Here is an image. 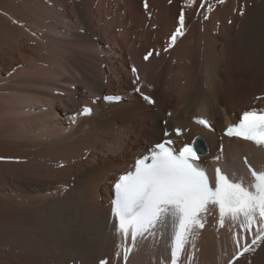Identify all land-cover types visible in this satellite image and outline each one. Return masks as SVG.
Masks as SVG:
<instances>
[{
    "label": "bare ground",
    "instance_id": "bare-ground-1",
    "mask_svg": "<svg viewBox=\"0 0 264 264\" xmlns=\"http://www.w3.org/2000/svg\"><path fill=\"white\" fill-rule=\"evenodd\" d=\"M33 1L36 17L64 2ZM70 2L74 42L50 35L41 52L0 75V264H171L174 216L135 241L125 237L112 210L113 182L175 126L180 145L204 140L209 160L233 163L247 181L243 157L264 167V145L220 135L242 111L264 109V0H203V8L202 0ZM9 3L0 0V71L21 31L38 33ZM181 11L183 35L168 48ZM108 45L118 59L110 68L96 54ZM109 94L123 97L104 101ZM84 105L92 106L88 115L80 114ZM198 113L211 118L213 131L191 123ZM209 160L199 165L209 169ZM199 219L203 228L190 229L177 264H264V240L237 255L256 225L245 231L230 217L221 224L212 205Z\"/></svg>",
    "mask_w": 264,
    "mask_h": 264
},
{
    "label": "snow or ice",
    "instance_id": "snow-or-ice-1",
    "mask_svg": "<svg viewBox=\"0 0 264 264\" xmlns=\"http://www.w3.org/2000/svg\"><path fill=\"white\" fill-rule=\"evenodd\" d=\"M187 2L191 5L195 0ZM218 2L222 3L223 0ZM201 7H204L203 0ZM211 10L209 5L208 11ZM183 27L184 13L181 11L178 26L170 36L171 43L168 48L173 46L177 36L183 35ZM151 55L149 52L144 57L145 60ZM135 71L133 68V72ZM143 99L149 104L154 103L151 97L143 96ZM88 112L90 109L86 107L84 114ZM198 123L208 125V121L204 119H199ZM176 134L179 136L181 130L176 129ZM224 134L264 145V109L244 111L239 122L230 124ZM167 135L165 132V136ZM199 160L200 154L195 140L185 142L177 148L170 139L154 146L151 163H146L143 159L137 160L135 171L121 175L114 184L113 212L119 221L118 231L125 237L130 234L135 241L138 236L154 229L171 214L175 217L171 264H177L187 234L194 225L203 227L199 214L207 212L208 206L212 205L218 208L221 224L225 217H230L233 221H238L245 231L251 232L253 226H257L258 230L251 245L244 246L237 255H243L257 241L264 240V169L257 170L249 165L251 180L245 182L243 179H232L217 167L213 186L206 172L200 167ZM237 247L239 249L241 246L238 244ZM101 264L104 262L101 261Z\"/></svg>",
    "mask_w": 264,
    "mask_h": 264
},
{
    "label": "rangeland",
    "instance_id": "rangeland-1",
    "mask_svg": "<svg viewBox=\"0 0 264 264\" xmlns=\"http://www.w3.org/2000/svg\"><path fill=\"white\" fill-rule=\"evenodd\" d=\"M8 1H10L11 5H12V8L10 7L11 10L15 7L13 9L12 13L17 17H19V16L22 18L24 17L25 20L30 25L35 26V28L34 27L33 28L38 33H33L29 29H27L26 27L24 28V31L20 32V37H19L17 46L15 45L18 48L14 49L15 50V51L13 50L14 54H12L13 60L11 62H9V61H3L2 62L3 67L1 68L2 70L0 71L1 76H3V77L6 76V74H5L6 70H8V72H10L11 70L16 69L19 65H23V63H24L23 61H25L24 60L25 56L28 57V56H30L29 54H38V52H41V50H40L41 45L47 44V42L50 40V37H49L50 35L52 38H54V42L56 41L57 38H59L60 42H58V43H60V44L62 42V44L64 43V45H65V41L63 42V40H66V41L68 40L67 42H74V40L72 38L74 37L73 35L75 34L76 28H79V26L75 25L77 22H76V18L74 16V13L71 11V8H72L71 5L72 4H71L70 0H68V2H67V0L66 1L62 0V1H64L63 4L62 3L58 4L59 2L58 3L54 2V3H51L50 5L47 4V7H48L47 10L51 8V9L56 10V12L59 13V15H54L53 16L54 18L49 14L51 9L48 10L49 13L47 11L40 12L42 15L39 14L38 17H36L35 14H33V13H35V11L33 10L32 7H35V5L37 3L34 2L33 0H30L31 3L29 0H8ZM62 1H60V2H62ZM10 3H9V6H11ZM34 3H35V5H34ZM37 5H39V4H37ZM37 5H36V9L39 10ZM18 9H20L19 12H17ZM20 11L23 12L24 15ZM127 11L128 10H126V8L121 7V17L123 19L129 21L130 16H129V13H127ZM27 12H29V13H27ZM18 13L19 14L21 13V14L19 15ZM25 15H27V16H25ZM56 17H58V18H56ZM29 21H31V22H29ZM229 21L230 20H228V23H229ZM21 23L25 24L26 22L21 21ZM142 29H143V27L139 26L136 28V32L142 34L143 33ZM78 31L80 33L81 29ZM103 33H106L105 37L107 38V41L110 39L108 41V43L112 42L113 35L111 36L109 33H107V31L105 32V30L103 31ZM114 35L116 36V33ZM39 38L42 39V42L39 40ZM61 46H60V48H61ZM101 49L102 48H98V50H101ZM106 49H104L101 53H99L97 51L96 54L97 53H98V55L100 54L99 56L100 57L103 56L105 61H107V62H102V66L105 67V65L107 64L108 67L110 68V67H113V65L117 64L116 60H118V59H117L116 54H115L116 58H114V54L110 51L109 45L106 46ZM20 54L21 55L23 54V56H21ZM42 54H44V53H42ZM19 55H20V57H19ZM12 65H13V67H12ZM129 70H131V69H129ZM107 89H108V91H113L114 86H108ZM83 92H85V91L83 90ZM39 110L40 109H36L35 112H38ZM76 113L77 112H75V115H77ZM58 115H61V111H59ZM68 116H69V114L65 115L64 116L65 119H68ZM40 123L42 124V122H40ZM65 126L68 127V123L63 122V124L61 126L62 129H64ZM38 128H39L38 129L39 131L37 130L38 131L37 133L43 132L44 128L42 126H39ZM87 155H84L83 159H86Z\"/></svg>",
    "mask_w": 264,
    "mask_h": 264
},
{
    "label": "water",
    "instance_id": "water-1",
    "mask_svg": "<svg viewBox=\"0 0 264 264\" xmlns=\"http://www.w3.org/2000/svg\"><path fill=\"white\" fill-rule=\"evenodd\" d=\"M199 147H200V146H199V142H198L196 148L199 149Z\"/></svg>",
    "mask_w": 264,
    "mask_h": 264
}]
</instances>
